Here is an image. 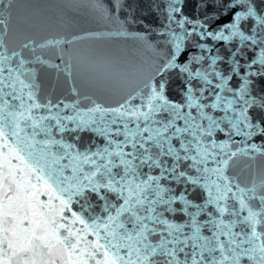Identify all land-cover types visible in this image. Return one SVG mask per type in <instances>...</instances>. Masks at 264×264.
<instances>
[{
    "label": "snow or ice",
    "instance_id": "1",
    "mask_svg": "<svg viewBox=\"0 0 264 264\" xmlns=\"http://www.w3.org/2000/svg\"><path fill=\"white\" fill-rule=\"evenodd\" d=\"M87 8L0 0V264H264V0Z\"/></svg>",
    "mask_w": 264,
    "mask_h": 264
}]
</instances>
